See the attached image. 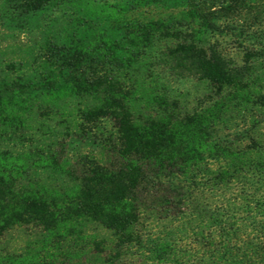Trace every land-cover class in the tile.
I'll list each match as a JSON object with an SVG mask.
<instances>
[{
  "label": "trees",
  "instance_id": "16d2710c",
  "mask_svg": "<svg viewBox=\"0 0 264 264\" xmlns=\"http://www.w3.org/2000/svg\"><path fill=\"white\" fill-rule=\"evenodd\" d=\"M152 1L0 0L2 26L77 12L0 49V234L36 230L0 264H264V20L215 0L123 25Z\"/></svg>",
  "mask_w": 264,
  "mask_h": 264
},
{
  "label": "rangeland",
  "instance_id": "374dc122",
  "mask_svg": "<svg viewBox=\"0 0 264 264\" xmlns=\"http://www.w3.org/2000/svg\"><path fill=\"white\" fill-rule=\"evenodd\" d=\"M214 1L175 2L173 0H154L141 8L132 10L125 17L123 25L172 17L186 19L194 11L195 3H198L197 7H200L199 11H202L203 7H210L215 3ZM242 13L241 17L250 18L258 15L264 20V0H252ZM76 15V8L73 6H48L43 10L25 16L22 21L11 23L13 26L8 25L9 22H4L7 26H2L3 23L0 22V49L5 52L12 51L9 46L22 41L20 44L35 46V51H37V46L48 38L64 36L70 31L73 28ZM95 23L98 27L107 29V22L95 21ZM68 152L73 155L78 152L98 154L96 147L88 142H76L68 148ZM85 230L99 240L109 241L111 239V232L97 223H89ZM35 231L34 228L29 226H20L0 234V254L22 251L26 242L33 238L32 234ZM85 264H109V262L107 256H93L86 260Z\"/></svg>",
  "mask_w": 264,
  "mask_h": 264
}]
</instances>
